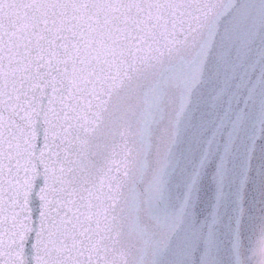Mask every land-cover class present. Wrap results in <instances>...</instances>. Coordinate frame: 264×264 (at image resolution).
<instances>
[{
    "label": "snow or ice",
    "instance_id": "1",
    "mask_svg": "<svg viewBox=\"0 0 264 264\" xmlns=\"http://www.w3.org/2000/svg\"><path fill=\"white\" fill-rule=\"evenodd\" d=\"M0 264H264V0H0Z\"/></svg>",
    "mask_w": 264,
    "mask_h": 264
},
{
    "label": "water",
    "instance_id": "2",
    "mask_svg": "<svg viewBox=\"0 0 264 264\" xmlns=\"http://www.w3.org/2000/svg\"><path fill=\"white\" fill-rule=\"evenodd\" d=\"M213 193L214 186L211 185L210 181L207 178H205V180L202 181V187L199 193L200 198L194 209L197 217H203L206 212L210 210Z\"/></svg>",
    "mask_w": 264,
    "mask_h": 264
}]
</instances>
